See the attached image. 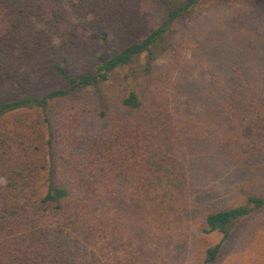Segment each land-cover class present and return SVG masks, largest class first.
<instances>
[{
    "label": "trees",
    "instance_id": "trees-1",
    "mask_svg": "<svg viewBox=\"0 0 264 264\" xmlns=\"http://www.w3.org/2000/svg\"><path fill=\"white\" fill-rule=\"evenodd\" d=\"M201 1L164 0L161 24L135 38L139 14L127 0H0V264H156L136 244V231L127 236L117 223L127 212L116 197L136 195L150 231L184 193L171 96L129 88L105 105L103 96L79 95L75 126L90 114L106 124L79 136L74 124L53 127L51 109L141 56L147 64L164 57L173 24ZM246 200L252 208L207 214L204 233L226 238L264 205V196ZM219 247L205 251V263Z\"/></svg>",
    "mask_w": 264,
    "mask_h": 264
},
{
    "label": "rangeland",
    "instance_id": "rangeland-1",
    "mask_svg": "<svg viewBox=\"0 0 264 264\" xmlns=\"http://www.w3.org/2000/svg\"><path fill=\"white\" fill-rule=\"evenodd\" d=\"M126 5L139 14L135 38L160 25L167 10L164 0H127ZM165 41L164 57L147 64L141 56L96 90L55 103L53 127L74 124L79 95L103 96L110 105L129 88L167 93L176 126L175 157L187 176L184 193L168 220L150 231L146 213L140 212L145 205L129 190L118 193L116 206L127 213H120L117 223L127 236L136 231V244L156 264H262L264 205L237 220L226 238L204 229L207 214L252 208L246 199L264 196V129L253 123L264 118V0H202L173 24ZM77 120L78 136L106 125L92 114ZM216 244V259L205 263V251Z\"/></svg>",
    "mask_w": 264,
    "mask_h": 264
}]
</instances>
